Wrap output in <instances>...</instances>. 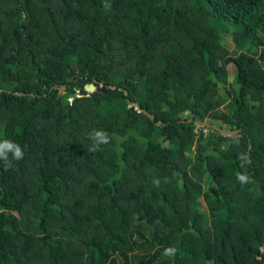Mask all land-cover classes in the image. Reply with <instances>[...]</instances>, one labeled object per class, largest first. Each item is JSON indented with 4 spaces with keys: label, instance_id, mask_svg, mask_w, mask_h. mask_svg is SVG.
Segmentation results:
<instances>
[{
    "label": "trees",
    "instance_id": "obj_1",
    "mask_svg": "<svg viewBox=\"0 0 264 264\" xmlns=\"http://www.w3.org/2000/svg\"><path fill=\"white\" fill-rule=\"evenodd\" d=\"M263 32L264 0H0V264H264Z\"/></svg>",
    "mask_w": 264,
    "mask_h": 264
},
{
    "label": "clouds",
    "instance_id": "obj_2",
    "mask_svg": "<svg viewBox=\"0 0 264 264\" xmlns=\"http://www.w3.org/2000/svg\"><path fill=\"white\" fill-rule=\"evenodd\" d=\"M105 7H110V5H105ZM208 120V119H206ZM196 125V124H195ZM88 138L93 142L89 147V152H96L101 145H107L111 142V136L104 130H92L88 133ZM24 158V150L22 147L5 138L0 140V161L4 162L5 170L13 167V161H20ZM239 161V168L245 169L250 163V157L246 153H240L237 156ZM237 181L243 186L246 184L254 183V178L249 176L246 172L241 171L237 173ZM153 185L155 187L160 186V180L154 179ZM178 252V249L172 246L166 247L163 250L162 255L169 259H174Z\"/></svg>",
    "mask_w": 264,
    "mask_h": 264
},
{
    "label": "water",
    "instance_id": "obj_3",
    "mask_svg": "<svg viewBox=\"0 0 264 264\" xmlns=\"http://www.w3.org/2000/svg\"><path fill=\"white\" fill-rule=\"evenodd\" d=\"M98 86L96 87V83L95 82H89L86 83L84 85V88L87 92H93V91H102L103 90V83L102 82H98L97 83ZM58 89V94L62 95L65 90L66 87L65 85H58L56 86ZM110 88H114V86L110 85ZM4 89L0 87V92L3 91ZM126 92V91H125ZM21 94V93H19ZM76 96L75 93L70 94V98H74ZM132 105L134 106L135 109L138 110V112H143L144 114H146L150 119H154L153 115H151L149 112H147L146 110H144L143 108L140 107V105L137 102H132ZM157 125H160L159 122H156ZM194 124L196 125H204V126H208L213 128L215 131H217L220 134H224L226 136H234L236 134H238V132L240 131V129H228L226 127H220L218 124L210 122L209 120H194L193 121Z\"/></svg>",
    "mask_w": 264,
    "mask_h": 264
},
{
    "label": "rangeland",
    "instance_id": "obj_4",
    "mask_svg": "<svg viewBox=\"0 0 264 264\" xmlns=\"http://www.w3.org/2000/svg\"><path fill=\"white\" fill-rule=\"evenodd\" d=\"M259 35L260 36H264V32L263 33H259ZM224 45L225 46H227V48L230 50V51H232L231 53V55L230 56H228L225 60H224V62H223V65H225L226 67H227V69H228V72L230 73V75L232 74V73H234V71H235V69H236V58L238 57L239 58V51L238 50H236V48L235 47H233V45L231 44V41L230 40H228V41H226V42H224ZM229 75V76H230ZM231 78V77H230ZM230 89L232 90V91H234V89H233V84L230 82ZM184 115H186V114H184ZM183 115V116H184ZM194 130H195V137H199V134H198V126L197 125H195V127H194ZM20 221V220H19Z\"/></svg>",
    "mask_w": 264,
    "mask_h": 264
},
{
    "label": "built area",
    "instance_id": "obj_5",
    "mask_svg": "<svg viewBox=\"0 0 264 264\" xmlns=\"http://www.w3.org/2000/svg\"><path fill=\"white\" fill-rule=\"evenodd\" d=\"M197 126H198V134L199 136L201 135L202 137H207L215 131L213 128L208 126H204V125H197ZM193 132L195 133L194 129Z\"/></svg>",
    "mask_w": 264,
    "mask_h": 264
}]
</instances>
